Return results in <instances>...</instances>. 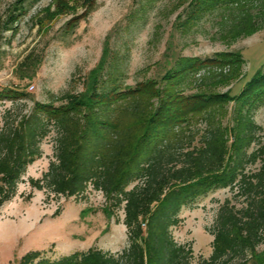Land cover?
<instances>
[{
	"label": "trees",
	"instance_id": "obj_1",
	"mask_svg": "<svg viewBox=\"0 0 264 264\" xmlns=\"http://www.w3.org/2000/svg\"><path fill=\"white\" fill-rule=\"evenodd\" d=\"M28 1L18 0L23 9L16 11H27ZM76 2L60 0L47 14L53 19L75 12ZM190 5L181 24L186 30L217 14L229 22L222 37L233 41L264 23V0H191ZM88 7L79 21L93 8ZM19 15L10 14L3 26L14 28ZM110 39L111 32L82 91L41 101L24 84L0 87V98L14 100L0 126V214L52 135L53 159L41 177L29 178L31 187L56 200L87 199L90 189L101 192L109 217L124 211L128 246L118 252L91 247L56 259L31 250L8 264H264V128L249 108L264 96V67L237 97L231 125L228 104L236 96L217 89L242 76L240 51L203 58L176 56L168 46L161 78L133 86L111 60L116 57ZM33 52L18 69L21 82L33 79L42 62ZM214 187H227L232 196L217 212L212 254L197 259L191 245L175 240L172 227L180 223L183 206Z\"/></svg>",
	"mask_w": 264,
	"mask_h": 264
},
{
	"label": "rangeland",
	"instance_id": "obj_2",
	"mask_svg": "<svg viewBox=\"0 0 264 264\" xmlns=\"http://www.w3.org/2000/svg\"><path fill=\"white\" fill-rule=\"evenodd\" d=\"M59 1L31 0L26 3L27 11L17 12L18 0H0V87L24 84L41 101H49L60 92L82 91L91 70L101 61L110 32L111 54L116 57L111 60L120 65L125 84L133 86L146 78H161L168 67V46L176 56L203 58L220 51H240L245 59L242 76L217 89L220 93L229 90L236 96L228 104L226 122L232 125L237 97L264 67V23L256 33L232 41L222 37L229 22L217 14L205 15L189 30L185 29L181 24L191 0H70L71 4L77 1L76 11L51 19L46 8L55 9ZM89 4L93 8L79 21ZM19 12L22 15L14 28L7 30L3 24L10 14ZM32 51L42 57V62L33 79L21 82L18 69ZM13 101L0 98V126L5 109ZM249 108L254 120L264 128V96ZM42 145L43 156L28 167L17 195L1 208L0 264L18 260L31 250L56 259L91 247L118 252L128 246L124 211L109 217L102 209L105 198L101 192L90 189L87 199L56 200L47 199L44 190L31 187L29 178L41 177L53 159V136L45 138ZM31 192L33 196L27 200ZM230 196L229 188L214 187L182 207L180 223L172 227V233L178 243L192 246L197 259L212 254L215 238L211 230L220 205ZM260 249H264V244Z\"/></svg>",
	"mask_w": 264,
	"mask_h": 264
}]
</instances>
